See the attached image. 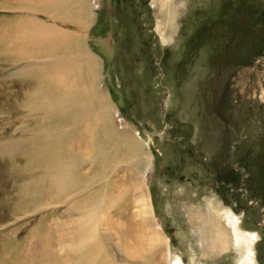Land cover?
<instances>
[{
  "label": "rangeland",
  "instance_id": "obj_1",
  "mask_svg": "<svg viewBox=\"0 0 264 264\" xmlns=\"http://www.w3.org/2000/svg\"><path fill=\"white\" fill-rule=\"evenodd\" d=\"M46 1L57 0H0V264H96L79 234L92 224L99 264H168L170 248L194 264H240L245 242L196 245L193 216L215 209L259 233L264 264V0H67L50 12ZM36 26L85 55L28 46ZM58 71L89 96L94 129L84 121L87 150L60 193L33 164L58 130L32 107ZM110 131L140 145L111 147Z\"/></svg>",
  "mask_w": 264,
  "mask_h": 264
},
{
  "label": "bare ground",
  "instance_id": "obj_2",
  "mask_svg": "<svg viewBox=\"0 0 264 264\" xmlns=\"http://www.w3.org/2000/svg\"><path fill=\"white\" fill-rule=\"evenodd\" d=\"M57 1L49 4H47L46 1V4L43 3V5H41L40 7L41 9L43 8V10L50 12V10L55 6L58 8L59 5L69 3L67 0H63L61 2H59V0ZM164 2L165 0H162L161 5H164ZM153 5L154 6L159 5V2L153 0ZM58 11L59 10L57 9V12ZM34 28L27 29L25 32H23L24 33L23 35L28 36L25 37V44H27L28 46L33 45L32 43L38 40L41 41L43 47L44 44H46L49 47L50 45H56L57 43L58 44L66 43L68 47L67 53H71V54L72 52L77 53V51L80 49L81 50L80 52L82 53L84 52L83 54L85 55V51L83 49L84 47L82 48L80 43L78 44L76 42L67 41V36L62 32H60V30H55V34H56L55 36V34L52 35L50 30H48L46 27L38 26L37 27L38 30L35 36L33 34L36 28L35 29ZM159 28L160 25L158 24L157 29ZM31 35L35 37L33 38ZM162 35L164 36L165 34ZM52 37L55 38L53 43L51 42ZM22 44L23 46H25L24 43ZM51 52L53 51H50V54ZM61 68L63 69H58V70H64V67ZM52 76L60 78V84L50 89L49 88L45 89L46 87H44L45 89L43 90L44 93H41L43 97L42 98L39 97L38 99L41 100L39 102L38 101L34 102V104H32V107L34 108L35 106H37L38 108L43 109L45 111L44 115L54 119L55 122L54 129L55 130L57 129L58 131L56 132L57 134L53 137V139L48 142V145H46V147L43 148L44 151L42 154H40V150L42 147L41 146L37 147V151L33 153V157L38 162L34 161L33 164L35 165L36 163L37 165L44 167L43 171L40 173L41 180L40 179L39 180L42 182H46L47 185H45V188L49 189V187H51V190L54 189L60 193L62 190L63 192L69 190V188L71 187L72 182L74 181L75 178V170L76 167H78L77 163L80 159V156L86 153L88 145H87V139L85 138L86 136L83 134L84 124H85L84 121L86 120V123H88V126L90 127L88 129L89 131L93 133L94 129H92V126L89 123V121H92L90 118L91 117L90 110L92 109V107L90 106V104H88L90 102L89 101L90 99L87 93L85 91L72 92L71 85H69V80L67 81V78L64 77V72L62 71H58ZM49 83L50 81L47 82L45 86ZM32 107H30V109ZM37 107L35 109H37ZM78 109L81 110L80 112L76 113L78 115V119H76V117L71 113L77 111ZM102 113H98L99 116ZM70 116L74 117L75 121H71ZM84 116L86 118H84ZM68 124L72 125V128L66 132V130L62 128H66ZM109 133H110L109 134L110 146L114 141L116 143L124 142L123 145L124 149H126L127 151L128 150L131 151L134 148V146L140 145L136 137H131L126 133L115 132V131L112 132L110 131ZM102 154L104 155L103 158H106V155H108V150L106 148H103ZM106 161L108 162V160ZM93 199H94L93 196H91L89 199L90 201L88 200V202L92 203ZM93 207L95 209H98L95 206ZM212 212L213 210L211 211V213ZM219 215L220 214H218V211L215 209L212 214L209 215L200 214L198 216H195L197 219L194 216L193 219L190 218L192 220L199 221L198 225H196V228L193 230L191 229L192 234L197 238L196 245L199 246V249L208 248L212 252H221L229 248L231 243L233 244V246L236 245L241 246L243 242H245L246 244L244 243L245 245L243 246V256L241 257L240 264H256L255 246L260 240L259 233H257L255 230L241 228L240 225L241 217L240 215H237L234 212L226 211V213L223 214V216H220L219 220L223 218L224 220V221L222 220L223 223L221 221L216 220V217ZM226 224L228 225V227L226 226ZM93 225L94 224H92L91 228L88 227L81 228V230H79V234L81 235V238L85 239L84 254L85 253L86 254L84 256H87L88 254H89L88 256L91 257L95 256L96 264H99L103 259L107 258V256H105L102 252L99 251L102 244L99 241V238H96L99 236L97 235V232H95L97 230L92 229L94 227ZM168 240L169 239L166 238L167 243H169ZM199 249L196 250L199 251ZM194 259H192V261ZM128 261L131 264H135L129 259ZM192 261L191 262L186 261L184 259V254L178 252H172L171 248L169 249L168 264H192V263L194 264V262Z\"/></svg>",
  "mask_w": 264,
  "mask_h": 264
},
{
  "label": "flooded vegetation",
  "instance_id": "obj_3",
  "mask_svg": "<svg viewBox=\"0 0 264 264\" xmlns=\"http://www.w3.org/2000/svg\"><path fill=\"white\" fill-rule=\"evenodd\" d=\"M261 222H262L261 223V225H262V227H261L262 230L261 231L264 233V228H263L264 227V221H263V219H261Z\"/></svg>",
  "mask_w": 264,
  "mask_h": 264
},
{
  "label": "snow or ice",
  "instance_id": "obj_4",
  "mask_svg": "<svg viewBox=\"0 0 264 264\" xmlns=\"http://www.w3.org/2000/svg\"><path fill=\"white\" fill-rule=\"evenodd\" d=\"M253 236H254V234H253Z\"/></svg>",
  "mask_w": 264,
  "mask_h": 264
},
{
  "label": "crops",
  "instance_id": "obj_5",
  "mask_svg": "<svg viewBox=\"0 0 264 264\" xmlns=\"http://www.w3.org/2000/svg\"><path fill=\"white\" fill-rule=\"evenodd\" d=\"M25 32V31H24Z\"/></svg>",
  "mask_w": 264,
  "mask_h": 264
}]
</instances>
